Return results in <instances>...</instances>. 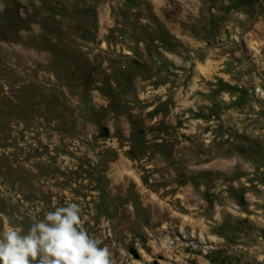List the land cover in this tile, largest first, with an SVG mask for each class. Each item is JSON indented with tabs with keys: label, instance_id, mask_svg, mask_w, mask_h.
Here are the masks:
<instances>
[{
	"label": "rangeland",
	"instance_id": "obj_1",
	"mask_svg": "<svg viewBox=\"0 0 264 264\" xmlns=\"http://www.w3.org/2000/svg\"><path fill=\"white\" fill-rule=\"evenodd\" d=\"M69 202L111 264H264V0H0V232Z\"/></svg>",
	"mask_w": 264,
	"mask_h": 264
},
{
	"label": "clouds",
	"instance_id": "obj_2",
	"mask_svg": "<svg viewBox=\"0 0 264 264\" xmlns=\"http://www.w3.org/2000/svg\"><path fill=\"white\" fill-rule=\"evenodd\" d=\"M0 264H111L107 247L82 227L76 202L34 218L26 230L0 232Z\"/></svg>",
	"mask_w": 264,
	"mask_h": 264
},
{
	"label": "bare ground",
	"instance_id": "obj_3",
	"mask_svg": "<svg viewBox=\"0 0 264 264\" xmlns=\"http://www.w3.org/2000/svg\"><path fill=\"white\" fill-rule=\"evenodd\" d=\"M255 50H256V49H255ZM256 51H257V50H256ZM256 51H255V52H256ZM251 52H252V51H251ZM258 52H259V51H258ZM253 56H254V55H253ZM258 58H259V57H256L254 61H255V62L260 61V60H258ZM251 61H252V60H251ZM262 65H263V64H262ZM133 177L135 178L136 182H138V183L140 182L139 179H138L136 176H133ZM150 199H151V198H150ZM150 203H151L153 206H155V205L159 206L158 204H156V202H155L154 200H152V202H150ZM159 208H160V206H159ZM160 209H161V208H160ZM160 214H161V213H160ZM161 215H162V214H161ZM161 245L164 246V247H166V246L168 245L167 240H162ZM167 247H168V246H167ZM157 252H158V251H157Z\"/></svg>",
	"mask_w": 264,
	"mask_h": 264
}]
</instances>
